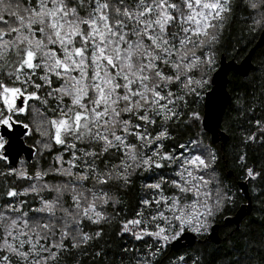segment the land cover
I'll use <instances>...</instances> for the list:
<instances>
[{"label":"snow or ice","instance_id":"obj_1","mask_svg":"<svg viewBox=\"0 0 264 264\" xmlns=\"http://www.w3.org/2000/svg\"><path fill=\"white\" fill-rule=\"evenodd\" d=\"M234 6L264 31V0H0V264H155L208 232L232 195L193 105ZM254 111L241 142L264 145ZM16 126L32 137L23 164ZM133 177L146 194L117 232L133 243L106 249Z\"/></svg>","mask_w":264,"mask_h":264},{"label":"trees","instance_id":"obj_2","mask_svg":"<svg viewBox=\"0 0 264 264\" xmlns=\"http://www.w3.org/2000/svg\"><path fill=\"white\" fill-rule=\"evenodd\" d=\"M246 19L245 13L238 6H234L233 16L226 22L220 41L215 47L216 68L222 53L228 58L234 57L239 61L254 46L260 31H251L250 26L244 22ZM253 62L254 67L247 76L236 71H231L229 74L228 89L232 101L221 123V128L229 134L226 143L212 142L210 133L203 127L206 91L201 92L199 102L193 105L201 115V140L207 147L213 149L217 156L214 167L223 181V187L232 195V203L226 204L225 210L211 221V226L219 223L221 241L216 243L206 238L210 227L207 233L197 234L201 240H197L194 245L179 249L168 246L162 249L154 258L155 264H183L176 259L180 255L185 256L188 264H235L241 258V253L255 257L254 260L244 261V264H264V251H253V249H264V180H247L253 208L241 221L240 227L236 228L235 224H226L223 221L226 215L234 213L242 203L246 202V197L238 184V181L246 179L244 168L252 167L264 176V145L252 142L245 145L241 142L242 132L249 130V126L244 123L249 115V107L255 110L253 114L256 117L264 119V44L256 49ZM20 120L28 123L25 117H20ZM30 137L25 136L28 143H31ZM241 152L246 153L243 162L237 160ZM228 170H232L231 176L227 174ZM133 181L129 189L117 193V198L120 200L116 205L118 215L114 216L111 224L104 226V236L100 241L106 249L116 251L123 244L133 243L129 238L117 235L121 227L120 221L134 218L138 200L146 194L142 187L144 182L136 180L135 177ZM135 244L138 245L139 242Z\"/></svg>","mask_w":264,"mask_h":264},{"label":"water","instance_id":"obj_3","mask_svg":"<svg viewBox=\"0 0 264 264\" xmlns=\"http://www.w3.org/2000/svg\"><path fill=\"white\" fill-rule=\"evenodd\" d=\"M264 44V31L260 34L248 53L241 59L236 60L234 57L228 58L225 53L220 56L218 67L212 73L211 87L206 91L204 98V113L202 117V124L206 131L210 133L212 142L226 143L229 139V134L221 128L222 118L228 105L232 101V95L228 89L229 74L231 71H236L243 76H247L250 70L254 67L253 55L258 47ZM25 129L22 126H16L12 134L13 156H17L20 160L24 156L28 160L27 149L31 146L25 139ZM232 170H228L227 174L232 175ZM238 184L246 197V202L242 203L239 208L232 214L226 215L223 221L226 224H235L239 228L244 217L251 213L253 208L252 199L249 193V186L247 179L238 181ZM207 239L216 243L221 241L219 234V223H214L208 232ZM197 240H201L197 234L190 233L188 238L183 240L179 247H172V249H179L194 245Z\"/></svg>","mask_w":264,"mask_h":264},{"label":"rangeland","instance_id":"obj_4","mask_svg":"<svg viewBox=\"0 0 264 264\" xmlns=\"http://www.w3.org/2000/svg\"><path fill=\"white\" fill-rule=\"evenodd\" d=\"M211 76H212V73L210 74V78H211ZM31 103V102H30ZM20 117H25V119L28 121V117H26V116H20ZM19 117V118H20ZM31 138V140H32V137H30ZM37 138H39L38 136H37ZM205 142V141H204ZM204 144V143H203ZM204 145H206V144H204ZM207 146V145H206ZM211 150H213V149H211ZM20 161H21V163L23 164V163H25V162H27L28 160L24 157V156H22L21 157V159H20ZM220 178V177H219ZM209 231V230H208Z\"/></svg>","mask_w":264,"mask_h":264}]
</instances>
